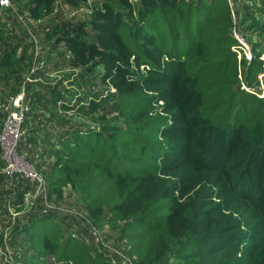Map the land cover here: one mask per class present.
I'll return each mask as SVG.
<instances>
[{
    "label": "trees",
    "instance_id": "trees-1",
    "mask_svg": "<svg viewBox=\"0 0 264 264\" xmlns=\"http://www.w3.org/2000/svg\"><path fill=\"white\" fill-rule=\"evenodd\" d=\"M10 1L16 24L23 12L49 19L45 38L107 91L62 103L88 123L31 117L34 146L39 131H59L33 163L41 202L13 228L23 264H117L101 242L69 231L74 218L44 206L65 189L92 227L124 241L127 264H264V0H252L259 18L235 23L227 0H99L87 20L57 18L59 0ZM233 26L249 60L231 49ZM15 38L0 22V78L16 81L12 97L32 65ZM3 167L0 159V205L19 209L34 186Z\"/></svg>",
    "mask_w": 264,
    "mask_h": 264
},
{
    "label": "rangeland",
    "instance_id": "rangeland-1",
    "mask_svg": "<svg viewBox=\"0 0 264 264\" xmlns=\"http://www.w3.org/2000/svg\"><path fill=\"white\" fill-rule=\"evenodd\" d=\"M98 1L86 0L82 4L77 3V5H73L66 0H59L56 2L54 14H56L57 18L63 20H87L91 5ZM230 7L232 12H238V19H236V14L233 13L235 16L234 22H238V20L247 21L249 19L247 14L249 13H254L256 18H259L260 15L257 12L258 6L252 0H236V2L231 0ZM15 11L19 13V8L15 7ZM21 12H23L22 9ZM24 13H21V15ZM0 22L5 24L6 30L11 35H16L15 40L17 43H20L18 52L26 45L27 54H32L31 69L24 75L25 78L20 84V91L15 96L12 97L10 87L16 85V81L10 78H0V135L6 115L9 112L21 109L22 115L19 123L20 137L16 156L23 163H28L34 167V160H38V155L44 148V145H47L51 141L52 143L56 141L57 135L55 133L59 131V128H47L46 130L39 131L37 135H33L37 141V145L34 146V143L28 142L25 137L28 124L33 122L31 117L37 119L39 115L43 114L46 118H52L51 115L54 114L53 119L62 116L67 119L72 118L74 121L78 119L85 120L88 123V120L76 115L74 110H63L62 103L70 100V104L73 105L76 103L73 97L79 98L80 96H84L88 99L95 94L99 96L100 93L104 96L107 91L97 78L92 75L86 76L78 68L73 69L69 65V53H67L61 43L53 45L52 40L50 41L45 38L48 26L50 25L49 19L36 22L26 21L24 24L20 23L21 25L16 24L14 8L0 6ZM262 58L264 59V52ZM53 98L56 99V103H53ZM30 100L33 102L34 107H30ZM100 112L98 111L93 115L100 117ZM26 141L27 144L21 145L22 142ZM0 159L4 166L1 171L5 172L6 162L2 155L1 145ZM11 180L10 177L9 184L4 186L5 188H2V191L6 189L9 192V196L6 198L11 196L12 191L9 189L14 186ZM31 183L34 186V191L31 194L27 193L25 199H23L21 208L17 206L19 209H15L13 206L7 204L0 205V264H23L24 259L19 254L22 252L20 248L21 238L20 235L13 231V228L26 221L28 213L36 208V200L37 202H41L39 196L44 192L43 186L39 188L36 181ZM78 197L76 192L65 189L64 197L59 203H56L57 205H54L55 203L50 205L45 201L44 206H51L60 212V215L67 214V216L69 215L74 218L75 220L67 218L66 221L70 232L83 238L89 246H95V243L101 242L102 250L107 256L113 257V254H116L119 257L116 258L114 256L113 258L117 264H127L128 258H126V253L123 252L125 249L124 241L116 240L115 231H112L108 225L96 227L97 229L92 227ZM1 206L3 209H1ZM50 262L51 264H56L52 260Z\"/></svg>",
    "mask_w": 264,
    "mask_h": 264
},
{
    "label": "built area",
    "instance_id": "built-area-1",
    "mask_svg": "<svg viewBox=\"0 0 264 264\" xmlns=\"http://www.w3.org/2000/svg\"><path fill=\"white\" fill-rule=\"evenodd\" d=\"M229 5L231 0H227ZM1 7H13L10 0H0ZM22 23L29 21L26 14L18 15ZM235 16L232 13L234 22ZM235 23V22H234ZM232 35L236 39L237 44L231 49L235 51L240 58L243 55L247 60L250 59V46L247 41L236 31L235 26L232 27ZM19 102V101H18ZM18 108V107H17ZM21 109L9 112L4 118L3 130L0 135V145L2 147V155L6 162L5 172L8 176L20 174L31 182L36 181L39 188L42 187V179L36 169L28 163H23L16 156V149L19 141V123L21 121ZM26 196V195H25Z\"/></svg>",
    "mask_w": 264,
    "mask_h": 264
},
{
    "label": "water",
    "instance_id": "water-1",
    "mask_svg": "<svg viewBox=\"0 0 264 264\" xmlns=\"http://www.w3.org/2000/svg\"><path fill=\"white\" fill-rule=\"evenodd\" d=\"M82 2H85L86 0H81Z\"/></svg>",
    "mask_w": 264,
    "mask_h": 264
}]
</instances>
